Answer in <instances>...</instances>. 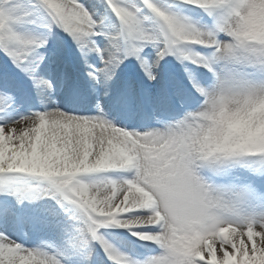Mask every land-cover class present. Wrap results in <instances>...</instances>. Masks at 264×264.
Returning a JSON list of instances; mask_svg holds the SVG:
<instances>
[{
  "label": "snow or ice",
  "instance_id": "snow-or-ice-1",
  "mask_svg": "<svg viewBox=\"0 0 264 264\" xmlns=\"http://www.w3.org/2000/svg\"><path fill=\"white\" fill-rule=\"evenodd\" d=\"M0 264H264V0H0Z\"/></svg>",
  "mask_w": 264,
  "mask_h": 264
}]
</instances>
